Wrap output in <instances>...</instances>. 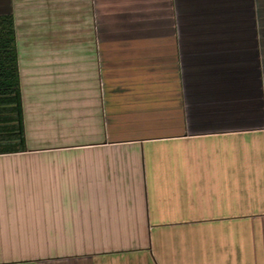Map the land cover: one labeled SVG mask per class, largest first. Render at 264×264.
Masks as SVG:
<instances>
[{
  "label": "crops",
  "instance_id": "1",
  "mask_svg": "<svg viewBox=\"0 0 264 264\" xmlns=\"http://www.w3.org/2000/svg\"><path fill=\"white\" fill-rule=\"evenodd\" d=\"M26 149L0 152V264H264V0H0Z\"/></svg>",
  "mask_w": 264,
  "mask_h": 264
},
{
  "label": "trees",
  "instance_id": "2",
  "mask_svg": "<svg viewBox=\"0 0 264 264\" xmlns=\"http://www.w3.org/2000/svg\"><path fill=\"white\" fill-rule=\"evenodd\" d=\"M26 149L15 27L12 13L0 14V152Z\"/></svg>",
  "mask_w": 264,
  "mask_h": 264
}]
</instances>
